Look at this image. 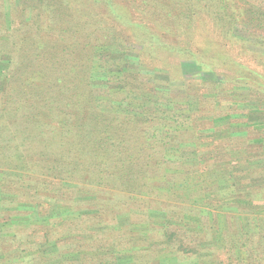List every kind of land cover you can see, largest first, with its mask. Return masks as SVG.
Segmentation results:
<instances>
[{
    "label": "trees",
    "instance_id": "1",
    "mask_svg": "<svg viewBox=\"0 0 264 264\" xmlns=\"http://www.w3.org/2000/svg\"><path fill=\"white\" fill-rule=\"evenodd\" d=\"M240 21L264 30V0H0V169L21 174L0 178V206L25 201L30 190L62 206L57 217L38 210L39 224L20 207L15 214L28 215L17 220L26 225L20 232L4 216L0 264H90L88 257L108 253L102 246L92 254L80 240L97 234L76 223L83 217L70 212L72 191L143 195L189 181H197L195 199L179 203L175 229L159 241L176 252L175 260L151 256L148 245L137 247L132 261L264 264V177L256 184L233 176L234 155L264 150V44L260 52L240 40ZM108 50L135 56L139 67L166 70L169 84L207 88L190 94L196 102L190 125H170L173 111L160 107L159 117L102 109L92 74L97 54ZM134 65L113 68L128 111L145 110L142 99L155 94ZM157 128L161 134H151ZM208 131L215 133L204 137ZM171 143L192 144L199 157L183 163L155 155ZM186 220L197 227L188 230ZM25 230L43 239L23 245L30 240L17 238ZM50 243L56 251L43 250Z\"/></svg>",
    "mask_w": 264,
    "mask_h": 264
},
{
    "label": "rangeland",
    "instance_id": "2",
    "mask_svg": "<svg viewBox=\"0 0 264 264\" xmlns=\"http://www.w3.org/2000/svg\"><path fill=\"white\" fill-rule=\"evenodd\" d=\"M233 10L235 12L238 11L236 7H234ZM130 13V17L134 18L137 16V14H134L133 12ZM235 35L240 38V40L248 41L250 48L262 52V47L260 45L264 44V30L255 28L251 25L249 26L240 21L236 27ZM238 44L241 43L238 42ZM253 44H257L258 47ZM116 51L108 50L100 52L96 56L95 71L92 74V85L95 88V93L102 109L110 112L118 111L129 114L137 112L138 114L145 116L159 117L160 113L159 110H156V107H160L173 111L172 113H169V115H172V117L168 119L170 125L180 128L189 126V114L196 107V102L190 94L196 92L199 93L198 90L204 91L207 88H204V86L201 85L183 82L169 84V76L166 70L164 71L158 67H139L138 63L136 65H134L135 63L132 64L133 60H136L135 56H124L120 51ZM230 54L234 56L237 54V51L232 49L230 50ZM126 62H128L129 65H134V68L139 70L142 76L141 81L147 83V90H155L153 96H148V99H142L145 101V105H147L146 107H148L145 108V110L141 108L135 111L134 109H129L128 111L129 106L125 102L126 99H124L123 96L118 95L117 91L121 84H119V81L114 80L113 75L115 74V69L113 68L116 66H123ZM203 77L206 81L214 79L211 74H204ZM236 91L237 94L242 95L245 90H243V88H237ZM174 98H177L178 100L184 98L185 101L178 102L176 100L177 102H175ZM139 100H141V97ZM220 112L223 113L224 109L221 110L219 107L217 113ZM256 117L257 115L252 116V119H255ZM156 131H158L157 135L159 136L163 130L152 129L151 134H155ZM214 133L215 132L208 131L204 137L213 135ZM195 149V146L192 144L171 143L159 146L158 152L154 153L158 158H161V154H165V156L170 155L169 157L167 156V160L170 162H175V160L180 157L183 158L182 162L184 163L189 160L190 162L195 161V158L199 157ZM204 149L205 148L202 147L203 151ZM234 159L239 162L233 175L234 179H239V176H245V180H242L248 183L256 182L257 184L260 181L259 178L264 177V150L252 151L250 149L248 152L237 153L234 155ZM169 174L172 175L171 173ZM20 175L21 174L17 172L0 169V178H15L20 177ZM205 176L206 175L203 174L200 177ZM224 177H227V175L220 179H223ZM196 184L197 181H189L184 184H181L180 182H172L171 187H156L155 189H152V187L148 188L146 189L148 192L143 193V195H132L128 192L119 190H107V193L102 192L97 195L92 192L88 195L81 196L84 192L81 194V191H79V193L78 191H72L73 195H75L72 200L75 201L76 204L73 205L72 208H69L71 210L70 212L75 218H77L78 215H82L83 217L77 219L76 223H81L80 226L83 225L84 227H88L90 231L96 232L97 234L96 236L89 238L88 236H82V239L80 240H85L82 243H84L85 246L87 245L86 250L90 251L92 254L98 251L97 249L102 246H104L102 249L107 247L108 251L105 255L100 251L98 252L97 258L90 256L87 261H89L90 264H96L98 262L100 264H135V262H133V255L135 254V251H139V248L137 247L141 246L147 248L148 245H150L148 246L150 249L148 254L151 256H159V258H163L164 262L174 261L175 256H177L176 252L171 249H164L162 246L164 242L159 243V241L162 239V232H170L172 229H175L174 225L171 224H174V211H179V203L185 202V206H188L190 201L195 199L192 194L198 190ZM28 194L29 197L23 201L25 204L19 202L20 204L17 203L10 205L9 203L6 207L0 206V224L3 223V220L5 219L4 216L8 215L9 220L16 223L14 225L18 228L19 232L23 231L22 228L19 227H26V225L19 224V221L17 220L26 219L28 215L26 212L23 213L22 211V213L15 214L20 207L28 209L31 213L30 219L32 218L31 220L34 224H39V221L41 222L40 218L37 216L38 210L47 213L48 217H57V215H59L62 206L56 201V199L42 194L36 197L33 190H30ZM6 210H8V214H6ZM247 211L250 212L249 210ZM185 212L188 213L187 210H185ZM167 213L170 218L166 215ZM15 215L19 216L15 217ZM165 223H168V225L165 226ZM186 224L188 230H194V228L197 227L196 223L193 221L186 220ZM92 225L95 226L93 227ZM25 231L24 234H20L17 238L18 241H24L26 239L30 240V242H26L23 245L27 246L30 243L33 244L34 242H39V240L43 239H38L40 236H38V238L34 237V235L29 236L27 230ZM176 235L180 236L186 243L188 242V239L182 234V232H179ZM157 242L159 244L151 249V244ZM43 250L54 252L56 251V245L53 243L46 244L43 247ZM5 253L13 256L16 254V250H13L12 253H9L8 251ZM136 253L140 254L141 251ZM189 263L193 262L191 260L185 262V264ZM45 264H53V262L48 261Z\"/></svg>",
    "mask_w": 264,
    "mask_h": 264
}]
</instances>
